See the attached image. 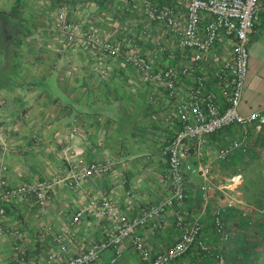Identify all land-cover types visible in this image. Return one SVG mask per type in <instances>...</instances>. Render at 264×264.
I'll use <instances>...</instances> for the list:
<instances>
[{
	"label": "crops",
	"instance_id": "0c3cea01",
	"mask_svg": "<svg viewBox=\"0 0 264 264\" xmlns=\"http://www.w3.org/2000/svg\"><path fill=\"white\" fill-rule=\"evenodd\" d=\"M7 1L9 6L0 9V22L4 25L0 37L11 68V73L0 74L2 174L11 184L45 179L49 187L42 209L32 194L0 200V264H13L10 248L14 243L24 251L23 264H44L47 252H57V234L62 235L64 245L58 255L64 259L112 230L109 218L101 216L95 207L102 198L113 200L123 214L130 216L164 195L166 163L155 150L153 134L147 140L149 144L143 142L151 134L144 107L145 88H137L129 96L122 95L130 93L124 88L121 92L109 91L98 75V61L81 47L79 35L71 33L68 38L69 31L62 30L53 20L57 8L71 7L78 14L89 15L93 25L106 30L116 28L118 35L124 36L131 16V11L125 12L124 3L114 15L110 11L111 0H32L28 15L24 0ZM24 16L30 17L31 29L26 25L20 28ZM249 39L248 72L239 102L243 110L264 105V2L257 4ZM77 120L97 121L96 128L71 135V126ZM218 145L214 136L208 137L205 161H214L211 151ZM246 157L243 159H255ZM91 159L105 160L109 168L86 177L79 186L72 185L69 161L83 165ZM227 159L239 156L231 154ZM184 160L191 163L194 158L188 156ZM198 184L196 174L186 175L187 208L191 209L193 194L197 196ZM126 190L132 204L124 201L122 193ZM90 200L95 205H90ZM79 208L84 209V214L72 225L71 215ZM167 219L154 232L138 227L151 251L163 250L174 241L177 230L171 216ZM119 248L113 262H109L111 249H105L91 264H140L128 242Z\"/></svg>",
	"mask_w": 264,
	"mask_h": 264
},
{
	"label": "built area",
	"instance_id": "2783aa9c",
	"mask_svg": "<svg viewBox=\"0 0 264 264\" xmlns=\"http://www.w3.org/2000/svg\"><path fill=\"white\" fill-rule=\"evenodd\" d=\"M259 2L264 0H111L112 6L120 8L124 3L125 12L131 11L127 22L135 32L124 29V36L118 35L116 28L93 25L89 15L78 14L71 7L56 9L55 25L69 31L68 38L71 33L79 35L81 47L98 61L97 72L104 85L121 92L125 82L130 93L145 88L149 119L157 132L153 144L166 163L163 177L167 192L130 216L113 200L102 198L95 207L101 216L109 218L112 230L64 259L58 255L64 245L62 235L57 234V252H47L44 264H91L105 249H111L109 262H113L125 241L140 264H187L184 255L189 251L201 258L211 257L209 264H224L223 256L212 254L201 237L198 215L185 206L184 179L185 173L201 177L198 192L205 201L211 187L209 161L203 159L208 136L225 126L236 130L234 137L211 151V160L219 161L241 148L250 133L264 134V105L245 114L237 111L246 73V43ZM114 69L121 73L114 76ZM93 130L91 123L77 120L70 131L78 136ZM259 155L264 157V145ZM188 156L194 161L186 162ZM3 168L0 162V200L32 194L42 209L49 183L33 179L11 184L3 176ZM108 168L105 160L91 159L83 165L71 160L68 176L72 185L79 186L86 177ZM122 195L128 204L133 203L128 190ZM89 204L95 205V201ZM83 214V208L75 210L70 224L78 223ZM168 216L177 235L163 250L151 251L137 229L154 232L167 223ZM212 221L215 230L221 231L218 214ZM23 256V249L14 243L10 248L13 264H23Z\"/></svg>",
	"mask_w": 264,
	"mask_h": 264
},
{
	"label": "rangeland",
	"instance_id": "374dc122",
	"mask_svg": "<svg viewBox=\"0 0 264 264\" xmlns=\"http://www.w3.org/2000/svg\"><path fill=\"white\" fill-rule=\"evenodd\" d=\"M29 1L32 0H24V2L27 5L25 6L24 4L25 11L27 8L28 15H30L29 12L31 10L29 7L30 4ZM7 4H8L7 0H0V9L3 10V7H5L6 9V6H9ZM23 18L24 21H22L23 23L20 22V28H22L23 25L24 26L26 25L28 28L31 29L32 25L30 23V17L24 16ZM1 29H4V25L3 23L0 22V30ZM17 34H19V32ZM20 42L22 44L21 39ZM248 43L250 44V39L246 43L247 53L249 46ZM4 46H5V42H3V40L0 37V74L2 75L11 73L10 70L11 68L8 65L7 56L5 55ZM247 72H248V58L246 63V74ZM113 75L117 76L119 74L116 73V75L115 74ZM126 87L127 86L124 82V90H126L125 89ZM130 94L131 93L129 94L123 93L122 95L129 96ZM239 105L240 104L238 103L237 111L240 114L248 113L252 109L259 107V106L258 107L255 106L249 108L248 110H243L242 108L240 109ZM147 124L151 131V134L148 136L145 135L146 137L143 140L145 144L150 143V141L147 140H150V136L152 134L154 135L153 136L154 139H152V141H154L157 136V132L155 130V127L153 126L154 123L151 124V122H147ZM156 127L157 129H159L158 126ZM225 135L228 136L227 133ZM247 156L248 157L246 158H255V159H243L242 161L233 159L230 161L225 160L223 162L214 160L210 162L209 163L210 174L208 180L209 183H211L210 185L211 187L209 188L206 194L207 198L205 201H203L200 195L198 199L196 194L194 193L193 203L190 205H192L191 209L194 211V213L198 215L202 227L201 237L209 245L210 251H212L213 248L222 247L224 256L227 255L230 245L234 244L233 241L235 240L234 235L236 232L235 231L236 227L233 226V223L231 221L227 222L225 219H222L221 212L228 207H234L235 209H237L236 213L240 214L241 216H244V218L249 221L248 227L244 229L245 232L247 233V237L253 241H258V242L255 244L251 252V256H249L248 259H246L249 262L237 255L236 257L234 256L235 258H233L234 260L231 264H234L235 262H237L238 264H264V240H262V238L259 235H256L252 231L254 226V221H258V219H262L264 215V159L259 158L260 156L259 154L252 156L247 155ZM235 174H239L238 178L230 179V177ZM197 177L199 178V183H200L201 177L200 176ZM188 183L192 185L191 181H188ZM260 203L262 204L261 206L259 205ZM215 214H218L220 217L221 231H216L215 227L213 228V225H211L210 221ZM263 225H264V221H263ZM108 251L109 250L107 249L106 252ZM185 257H191L193 261H197V262L199 261L198 264H206L211 261V257H207L206 259L200 258L195 251L188 252L186 255H184V258ZM228 261L229 260L225 258L226 264L228 263ZM135 264H138L137 261L135 262ZM187 264H189L188 261Z\"/></svg>",
	"mask_w": 264,
	"mask_h": 264
},
{
	"label": "trees",
	"instance_id": "16d2710c",
	"mask_svg": "<svg viewBox=\"0 0 264 264\" xmlns=\"http://www.w3.org/2000/svg\"><path fill=\"white\" fill-rule=\"evenodd\" d=\"M118 10H119L118 7L112 6L110 11L114 15H117L118 14ZM124 23H126V22H124ZM127 23L126 24L128 26L125 27V29H128L131 32L132 31L135 32V28L130 26L129 21ZM112 73L116 75V73L120 74L121 72H120V69H114L112 71ZM103 88H104V86H103ZM105 88H107L111 92L118 91L117 90L118 88L117 89L114 88V87L113 88H109L107 85H105ZM124 94H126V93H124ZM132 99H134V97ZM144 107H145L146 120L148 122H151L150 119H149L150 118L149 114H148L150 106H149V104L147 105L146 97H145V100H144ZM90 123L93 126V129H95L96 128L95 125L97 124V121H94V122L90 121ZM151 124H152V122H151ZM226 133L228 134V136L225 135ZM211 135L214 136L215 141L219 142V144H223V143L227 142V140L229 138L234 137L236 135V130L234 129L233 126H225V127L221 128L220 130L211 133L209 136H211ZM263 145H264V134H262V133L261 134L250 133L249 136H248V140L246 141V143L244 145L241 146V148L230 151V153L226 156V158L222 159V160H219V162L220 161L223 162L225 160H229V161L233 160V159H227L229 157V155H231V154H235V155L239 156V159H236V160H239V161H242L244 156H247V155H249V156L258 155L259 154V149ZM154 146H155V144H154ZM155 150H156V146H155ZM188 174H193V173H185V177ZM197 196L199 198V192L197 193ZM184 199H185V195H184ZM259 205L261 206L262 204L260 203ZM236 211H237V209H235L234 207H228V208L224 209L221 212V218L225 219L227 222L231 221L233 223V226L236 227V230H235L236 232H235V235H234L235 240L233 241L234 244L230 245V248L228 249V252H227L226 256L223 255V248L222 247L213 248L212 251H211L212 254L220 253L223 256L224 263H225V258L227 260H229L227 264H229V263L231 264L233 262V260H234L233 258H235L237 255L240 256L241 258H243L244 260L248 259V257L251 256V252H252L255 244L258 242V241H253V240H251V239H249L247 237V233L245 232L244 229L246 227H248V222L249 221L247 219H245L244 216H241L240 214H237ZM234 217H235V219H234ZM236 217H237V219H236ZM263 218H264V215H263ZM263 218L262 219H258V221H254V226H253V229H252V231L256 235H259L262 238V240H264V225H263L264 219ZM212 219L210 221L211 225H213ZM213 228H214V226H213ZM201 231H202V227H201ZM201 231H200V233H201ZM199 257H200V255H199ZM246 261H248V260H246ZM198 262L192 260V261H190L188 263L189 264H198ZM206 264H209V263H206ZM234 264H238V263L235 262Z\"/></svg>",
	"mask_w": 264,
	"mask_h": 264
}]
</instances>
